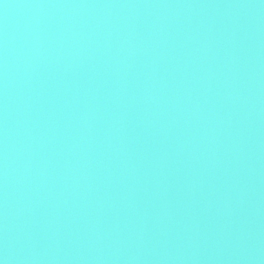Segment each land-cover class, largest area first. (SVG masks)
Listing matches in <instances>:
<instances>
[{
  "label": "water",
  "instance_id": "obj_1",
  "mask_svg": "<svg viewBox=\"0 0 264 264\" xmlns=\"http://www.w3.org/2000/svg\"><path fill=\"white\" fill-rule=\"evenodd\" d=\"M2 264H264V0H0Z\"/></svg>",
  "mask_w": 264,
  "mask_h": 264
},
{
  "label": "clouds",
  "instance_id": "obj_2",
  "mask_svg": "<svg viewBox=\"0 0 264 264\" xmlns=\"http://www.w3.org/2000/svg\"><path fill=\"white\" fill-rule=\"evenodd\" d=\"M0 264H2V262H0Z\"/></svg>",
  "mask_w": 264,
  "mask_h": 264
}]
</instances>
